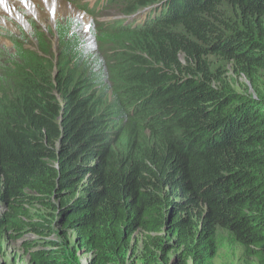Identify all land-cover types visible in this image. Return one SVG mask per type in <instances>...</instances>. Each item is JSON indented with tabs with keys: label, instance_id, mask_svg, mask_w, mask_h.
<instances>
[{
	"label": "trees",
	"instance_id": "obj_1",
	"mask_svg": "<svg viewBox=\"0 0 264 264\" xmlns=\"http://www.w3.org/2000/svg\"><path fill=\"white\" fill-rule=\"evenodd\" d=\"M112 5L150 10L1 33L0 245L10 232L29 264H214L226 232L264 264V0Z\"/></svg>",
	"mask_w": 264,
	"mask_h": 264
},
{
	"label": "rangeland",
	"instance_id": "obj_2",
	"mask_svg": "<svg viewBox=\"0 0 264 264\" xmlns=\"http://www.w3.org/2000/svg\"><path fill=\"white\" fill-rule=\"evenodd\" d=\"M86 1L77 2L76 6L72 5L70 0H0V45L10 47V43L1 36L4 30L16 32L17 28H21L25 33L31 32L28 19H32L38 28L50 29L63 18H73L88 26L93 20L114 24L115 19L122 16L118 9H115L116 6L108 4L104 10L98 11L96 14V16H102L99 20L92 18L78 7ZM148 11L149 9L137 19L142 20ZM213 63H215L213 68L219 67L217 60L213 59ZM221 65L222 71H224L223 80L229 81L237 89L243 90L246 85L245 77L236 75L230 64L222 63ZM24 238L28 240L36 238V236L26 234ZM78 255L82 264L88 260V255L81 252H78ZM240 257V247L228 233L221 232L218 237V259L214 264H242ZM0 264H29L28 255L20 248L19 240H14L10 232L7 233V237L2 240L0 245Z\"/></svg>",
	"mask_w": 264,
	"mask_h": 264
},
{
	"label": "bare ground",
	"instance_id": "obj_3",
	"mask_svg": "<svg viewBox=\"0 0 264 264\" xmlns=\"http://www.w3.org/2000/svg\"><path fill=\"white\" fill-rule=\"evenodd\" d=\"M37 237V236H36Z\"/></svg>",
	"mask_w": 264,
	"mask_h": 264
}]
</instances>
